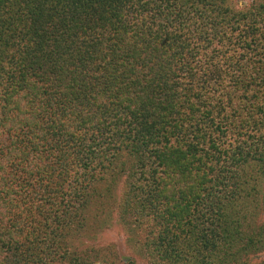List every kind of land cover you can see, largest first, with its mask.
<instances>
[{"label":"trees","instance_id":"trees-1","mask_svg":"<svg viewBox=\"0 0 264 264\" xmlns=\"http://www.w3.org/2000/svg\"><path fill=\"white\" fill-rule=\"evenodd\" d=\"M232 1L0 0V264H138L86 242L116 190L146 264H264V0Z\"/></svg>","mask_w":264,"mask_h":264},{"label":"rangeland","instance_id":"rangeland-1","mask_svg":"<svg viewBox=\"0 0 264 264\" xmlns=\"http://www.w3.org/2000/svg\"><path fill=\"white\" fill-rule=\"evenodd\" d=\"M249 2L250 0L232 1L234 6L246 5ZM116 196L117 190L113 194L114 200ZM114 200L110 201V204H113L114 208L112 206L107 207V216L109 219L107 218L108 220L106 224L99 229L94 241L88 240L86 242L88 245L92 244V246L97 247L111 244L116 250H118L120 255L129 256L130 258L132 257V259H134L138 264H146L138 254L139 252L137 250V244H135V240L132 238L130 231L125 230L120 224H118L115 213L116 201Z\"/></svg>","mask_w":264,"mask_h":264}]
</instances>
